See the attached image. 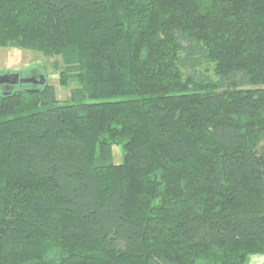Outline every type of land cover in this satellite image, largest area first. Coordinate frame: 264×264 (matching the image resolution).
Here are the masks:
<instances>
[{"label":"trees","instance_id":"1","mask_svg":"<svg viewBox=\"0 0 264 264\" xmlns=\"http://www.w3.org/2000/svg\"><path fill=\"white\" fill-rule=\"evenodd\" d=\"M0 48L80 84L0 88V264L264 256V0H0Z\"/></svg>","mask_w":264,"mask_h":264},{"label":"rangeland","instance_id":"2","mask_svg":"<svg viewBox=\"0 0 264 264\" xmlns=\"http://www.w3.org/2000/svg\"><path fill=\"white\" fill-rule=\"evenodd\" d=\"M60 64L59 58H50L40 52L28 51L21 48H0V75L19 74L25 80H40L44 78L46 83L52 85L56 89V96L59 102H66L70 99L71 90L80 86L79 83L62 84L60 80ZM212 74V73H211ZM15 85L10 90H38L43 85L31 84L21 86ZM1 88V87H0ZM2 92H5L1 88ZM124 160V149L122 145H113L110 161L120 164Z\"/></svg>","mask_w":264,"mask_h":264},{"label":"water","instance_id":"3","mask_svg":"<svg viewBox=\"0 0 264 264\" xmlns=\"http://www.w3.org/2000/svg\"><path fill=\"white\" fill-rule=\"evenodd\" d=\"M30 82H33V80L22 79L19 74H13L12 73V74L0 75V86L6 85V86H14L15 87V85L26 84V83H30ZM39 84L44 86L46 84L45 79L41 78V81L39 82ZM5 91H10V89L5 90ZM37 91H39V89L38 90H29L26 92L27 93H33V92H37Z\"/></svg>","mask_w":264,"mask_h":264},{"label":"crops","instance_id":"4","mask_svg":"<svg viewBox=\"0 0 264 264\" xmlns=\"http://www.w3.org/2000/svg\"><path fill=\"white\" fill-rule=\"evenodd\" d=\"M249 264H264V256L257 255L251 257Z\"/></svg>","mask_w":264,"mask_h":264},{"label":"flooded vegetation","instance_id":"5","mask_svg":"<svg viewBox=\"0 0 264 264\" xmlns=\"http://www.w3.org/2000/svg\"><path fill=\"white\" fill-rule=\"evenodd\" d=\"M41 81V79L40 80H35V79H33V82H30V83H26V84H21L20 85V87L21 86H24V85H33V84H36V83H39ZM1 88L5 91V90H11V89H13L14 88V86H6V85H3V86H1Z\"/></svg>","mask_w":264,"mask_h":264}]
</instances>
